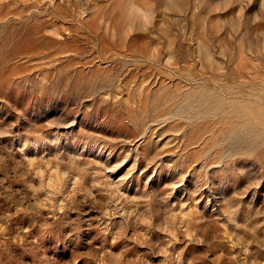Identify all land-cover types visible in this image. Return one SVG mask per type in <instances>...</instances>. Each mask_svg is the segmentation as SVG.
I'll list each match as a JSON object with an SVG mask.
<instances>
[{
	"label": "rangeland",
	"instance_id": "374dc122",
	"mask_svg": "<svg viewBox=\"0 0 264 264\" xmlns=\"http://www.w3.org/2000/svg\"><path fill=\"white\" fill-rule=\"evenodd\" d=\"M0 264H264V0H0Z\"/></svg>",
	"mask_w": 264,
	"mask_h": 264
}]
</instances>
